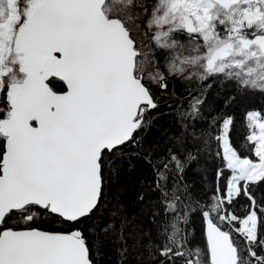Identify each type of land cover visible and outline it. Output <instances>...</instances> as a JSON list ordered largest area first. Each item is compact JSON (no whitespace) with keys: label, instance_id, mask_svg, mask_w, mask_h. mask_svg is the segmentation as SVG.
Listing matches in <instances>:
<instances>
[{"label":"snow or ice","instance_id":"obj_1","mask_svg":"<svg viewBox=\"0 0 264 264\" xmlns=\"http://www.w3.org/2000/svg\"><path fill=\"white\" fill-rule=\"evenodd\" d=\"M213 74L264 91V0H0V264H94L97 228L118 233L123 257L124 231L137 218L124 205L117 203L102 227L94 221L92 245L79 227L104 213L105 170L115 171L124 147L135 146L136 133L151 123L149 113L160 106L153 88L167 92L172 76L205 81ZM188 99L170 138L177 150L145 157L153 169L151 191L158 193L149 201V220H161L157 240L150 231L142 234L148 237L144 259L264 264V205L252 191L264 183V116L246 114L254 159L237 154L225 131L232 118L222 119L216 186L194 207L181 181L205 153L219 118L198 133L203 87ZM241 197L248 201L242 218L229 211ZM197 210L203 247L188 235Z\"/></svg>","mask_w":264,"mask_h":264},{"label":"trees","instance_id":"obj_2","mask_svg":"<svg viewBox=\"0 0 264 264\" xmlns=\"http://www.w3.org/2000/svg\"><path fill=\"white\" fill-rule=\"evenodd\" d=\"M167 82V92L162 93L158 88H153L154 95L160 96L158 101L160 106L149 113L147 118L151 120V123L136 133L137 143L135 146L126 145L124 147L125 156L116 161L115 171L105 170L103 215L98 217L94 215L92 220L82 221L79 225L90 245H92L94 236L89 229L93 228L94 221L97 219L100 221V227L107 223L110 219L108 213L117 203L124 205L129 218L137 217L134 220L135 227L126 228L124 231L127 252L123 257L120 255V250L124 248V244L119 241L118 233L109 232L105 235L97 228L96 238L100 243L98 249L93 248L94 264H149L144 259L147 256L144 246L148 244V237L142 234L150 231L152 239L157 240L156 233L161 217L156 218V224L149 220V201L156 199L158 193L151 191L150 185L154 178L153 169L145 157L151 154L155 160L156 157L165 155L168 148L173 147L170 138L179 131L178 109H188L189 91L196 94V90L203 87V91L206 93V99H204L201 108L204 118L194 122L195 130L198 133L201 130L209 129L213 117L219 118L216 125L210 129L212 136L205 153L199 157L197 162L192 163L187 168L181 181V186L184 184L189 186V193L194 202L193 206L196 207L197 204L202 205L206 202L216 186V172L222 166V161L215 155L218 150L215 137L219 134V127L223 118H232V124L227 131L230 133L229 139L233 148L240 155L251 156V146L246 140L250 133L246 114L256 110L264 116V91L250 90L248 87L240 88L234 78H229L225 82V77L222 74H213L205 81H200L194 76L183 82L179 77L172 76L168 78ZM207 85H211V87H207ZM55 87L59 89L61 87L60 82L57 81ZM173 91H175V96L172 95ZM188 122L191 130L193 124L191 117L188 118ZM203 139L204 137L196 141L197 147L202 145ZM173 150L176 151L177 149L173 147ZM224 174L227 176L228 172L225 171ZM220 183L222 185L223 181ZM169 187H171V182H169ZM252 191L257 202L264 205V183L254 186ZM141 193L145 194L143 202L139 200ZM247 204L248 201L241 197L229 211L235 212L242 218L246 215L244 205ZM142 209L147 210V214L141 215ZM190 220L191 223L187 225L189 238L195 246L203 247L206 241L203 235V220L198 214V210L197 214L190 213ZM178 226L185 227L183 223ZM41 227L49 228L51 225L45 224ZM67 227L65 226V229ZM117 227H119V220H117ZM261 233L264 234V228H261ZM97 251L99 252L98 255ZM177 264H181V261H177Z\"/></svg>","mask_w":264,"mask_h":264},{"label":"rangeland","instance_id":"obj_3","mask_svg":"<svg viewBox=\"0 0 264 264\" xmlns=\"http://www.w3.org/2000/svg\"><path fill=\"white\" fill-rule=\"evenodd\" d=\"M174 39H177V40H179V41H181V42H186L187 41V36L185 35V34H179V36H177V34L174 36ZM162 55H161V64H163V53H161ZM194 71H196V69H188L187 70V73H191V72H194ZM232 71L233 72H235V71H237L236 69H232ZM219 75H221V74H219ZM225 75L226 74H222V76H224L225 77ZM194 77V76H193ZM249 122V124L251 123L250 121H248ZM225 131H227V129L225 130ZM237 154L238 155H240L238 152H237ZM242 158H244V157H247V156H243V155H240ZM248 158H253L254 159V157L251 155L250 157H248Z\"/></svg>","mask_w":264,"mask_h":264},{"label":"water","instance_id":"obj_4","mask_svg":"<svg viewBox=\"0 0 264 264\" xmlns=\"http://www.w3.org/2000/svg\"><path fill=\"white\" fill-rule=\"evenodd\" d=\"M203 231H204V222H203Z\"/></svg>","mask_w":264,"mask_h":264}]
</instances>
